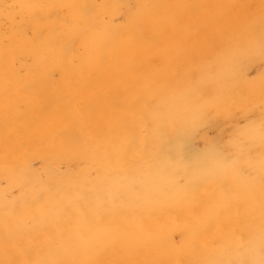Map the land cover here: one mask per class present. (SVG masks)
Returning <instances> with one entry per match:
<instances>
[{
  "label": "bare ground",
  "instance_id": "bare-ground-1",
  "mask_svg": "<svg viewBox=\"0 0 264 264\" xmlns=\"http://www.w3.org/2000/svg\"><path fill=\"white\" fill-rule=\"evenodd\" d=\"M42 1L0 0L23 21L0 23V264H264V106L190 144L234 76L264 85L261 18L236 8L264 0ZM196 43L219 48L212 75L166 87Z\"/></svg>",
  "mask_w": 264,
  "mask_h": 264
},
{
  "label": "rangeland",
  "instance_id": "rangeland-1",
  "mask_svg": "<svg viewBox=\"0 0 264 264\" xmlns=\"http://www.w3.org/2000/svg\"><path fill=\"white\" fill-rule=\"evenodd\" d=\"M36 1L39 3L43 2L42 0H36ZM252 1H255V0H252ZM98 3H99V1H98ZM248 4H249L250 9L248 8ZM248 4H246L243 7L241 6L240 8L237 5H235V6H237L236 7L237 9H242V10H239V11H241L240 14H244L246 17L254 14L255 17L261 18V19H259V27L263 29L264 28V17H262L260 15V13H259L260 10L258 8H256L255 7L256 5H254L253 3L250 2ZM43 5H44V3H43ZM6 6H8V5H6ZM235 6H232V7H235ZM246 8H248V11ZM0 11H1L0 23L3 26L2 27L3 32L9 30L8 28H9V26H11V24L12 25L13 24H21L23 22V21H20V15L18 14V11L16 10V8L11 9V10L2 9ZM56 12H59V13H56ZM122 12H123V10H122ZM50 13L52 14L51 19H56L58 21V23L55 25L56 31L61 32V30H62L61 25H62V23H64L63 19L64 18L66 19V12H65L64 6L61 5V6L52 7V9L50 10ZM104 20L107 21L108 18L104 17ZM76 25H77V29H80L82 27L81 24L76 23ZM62 26L64 27V25H62ZM23 27L26 28L28 32H30L32 29V27H30V26L29 27L23 26ZM28 34L30 35L31 33H28ZM191 46L192 47H189V48H188V46H187V48H183V46L178 48V55H180L179 60L177 62H173V66H176V68L179 70L178 74H173V75L167 76L166 73L159 72V74L156 75L157 77L166 78V81L168 80L167 82H170V84L165 85L166 87L173 86L172 88H176V89L181 88L184 91H187V90L190 91L191 88L189 85H191V86L194 85L193 81H194V77H195L197 68H202L203 71L200 74H203L204 77L207 79L209 78V76L212 75L211 71L213 70V68L215 67V65L218 62V52H219L218 49L219 48L214 47L216 49L213 48V50H212L210 48H207V46L202 45L200 43L199 44L196 43L193 45L191 44ZM174 48H175V46L171 47L170 52L177 53L174 51ZM221 48L223 49V46H221ZM230 49H231V44L229 43L227 45L226 50L229 51ZM228 53H230V52L226 51L227 55H228ZM157 64L158 63H156V62L154 63V65H157ZM257 65H262V64L258 63ZM194 67L196 69H193ZM251 70H252V72H250ZM256 70H257L256 67L252 66L250 68V70L247 71V69H246V70L238 73L237 76H234L235 80L230 82V87H229L230 91H229V94H227L228 98H230V99L235 98L237 100V102L233 105H226L225 108L223 107V109H224L223 112L219 111V110H222V108H221V106L218 105V107L216 108L217 109L216 112L218 114H215V116L218 117L217 121L219 123V129L214 128L210 125H207L202 121L200 123H196L194 125L193 133L190 137V144L192 145L193 150H196V151L203 150L204 147L206 146V144L214 138L216 131H221L222 129L231 130V131L232 130H239V129H242L246 124H251L252 122H254L253 121V115L261 113L260 110L264 106V104H263L264 103V100H263V98H264V85H258L257 86V84H254L256 89L254 91H251V93H250V89H249L250 88L249 86L252 85L253 82L256 80ZM183 71H186V72L181 74V72H183ZM249 72H250V74H249ZM190 73H192V74H190ZM152 75H155V74L152 73ZM185 78H186L187 82H186V80H184ZM208 87H210V91L207 90ZM172 88H170V89H172ZM199 97L202 99L201 101H203V103L211 97L212 100L210 99V101L209 100L207 101L208 105H207V102H205L207 107H205L204 110L205 111H208V110L213 111V109L208 107V106H210L211 102L213 101L212 89H211L210 85L207 86L206 91L204 93L199 94ZM252 104L254 105L253 107H252ZM256 104H258V105L256 106ZM241 111H242V113H244V112L245 113L241 114ZM234 113H237V114H234ZM232 124H234V125H232ZM260 129L264 130V125L260 126ZM258 132H260V131H258ZM263 140H264V138H262V141ZM260 145H263V144H260ZM251 146L252 145H250L249 147L245 146L246 147L245 150L243 147L242 151L248 152V153H253L258 148V146L257 147L252 146V148H251ZM262 156L264 157V155H262ZM260 158H261L260 156L255 157V160H259ZM247 160H249L248 157H247ZM248 173H249L248 171H247V173H244L245 176H250V175H247ZM257 190H258L257 194L260 197L264 198V188L260 187V188H257ZM231 198H233V197H231ZM230 202H234V201H230Z\"/></svg>",
  "mask_w": 264,
  "mask_h": 264
}]
</instances>
